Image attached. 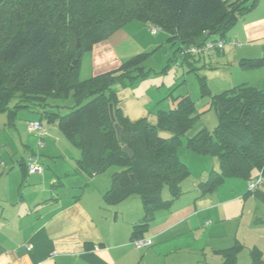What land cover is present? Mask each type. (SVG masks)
<instances>
[{
	"label": "trees",
	"instance_id": "obj_1",
	"mask_svg": "<svg viewBox=\"0 0 264 264\" xmlns=\"http://www.w3.org/2000/svg\"><path fill=\"white\" fill-rule=\"evenodd\" d=\"M257 2L0 0V114L8 112L11 120L15 118L16 110L10 104L16 102V109L30 110L41 116V122L46 119L56 124L80 148L78 170L88 178L117 167L104 202L117 205L132 196L140 198L144 216L134 226L135 236L139 228H147L160 211L171 207L183 194L182 183L191 174L179 151L184 137L190 151L212 155L219 162L220 171L213 170L200 183L204 194L227 179L249 182L264 177V89L244 84L214 96L204 78L203 92L211 96L219 123L213 132L203 127L188 136L200 116L189 95L178 96L171 110L160 111L156 125L146 119L132 122L122 114L117 86L146 75L141 66L143 55L82 81L78 76L81 59L72 67L77 53L83 55L137 20L165 30L169 40L178 45L176 51L184 64H191L194 55L186 53L189 49L197 48L202 53L214 36L218 38L213 41H224L227 32ZM245 65L254 67L259 62ZM69 99L72 104L66 106L65 114L54 110L63 106L51 100ZM111 104L116 123L123 128L120 140L110 115ZM125 146L133 151V158L123 151ZM165 189L169 190V199L163 197ZM242 249L238 245L221 251L224 264H235ZM250 252L251 264H264L260 249L254 247Z\"/></svg>",
	"mask_w": 264,
	"mask_h": 264
},
{
	"label": "crops",
	"instance_id": "obj_2",
	"mask_svg": "<svg viewBox=\"0 0 264 264\" xmlns=\"http://www.w3.org/2000/svg\"><path fill=\"white\" fill-rule=\"evenodd\" d=\"M124 28L98 42L87 52L92 58V72L82 77L84 70L81 63L78 73L80 80L113 71L116 64L132 58L129 52H117L132 39ZM217 38L211 37L209 41ZM224 39L226 44L218 52L217 60L227 70L222 78L225 91L244 84L264 89V0H258L252 10L240 17ZM191 62L193 64H186L191 69H197L199 61ZM253 62H259V65H245ZM119 92L120 87L117 86ZM122 114L126 116L123 111ZM40 118L39 115L35 121ZM56 128L60 131L57 125ZM26 147L30 145L26 144ZM32 153L14 160L15 164L11 165L8 173L0 170V264H159L160 261L171 264L172 257L180 252L204 253L208 250L210 232L216 234L217 238L222 235L218 229H214L215 226L212 230L208 227L211 225L210 218L219 221L220 216L225 215L223 210L218 212L225 202H208V197L219 195L223 186L219 185V188L207 194L200 187V183L207 180L210 169L206 155L197 154L196 159L202 163L200 171L192 172L188 166L191 175H198L196 181L191 180L190 186L185 185L184 181L181 197L171 207L160 211L147 228H139L133 236L134 226L144 216L138 196L117 205H107L104 195L110 185L106 184L102 191L91 190L90 186L97 176L88 178L78 170L81 150L80 157L75 164H71L73 169L64 171L54 161L56 155H51L55 153L54 150L44 153L53 158L52 165H48L52 174H46V168L43 174L25 173V163ZM183 160L187 163V159ZM1 161L0 158V165ZM43 161L42 158L41 163L45 165ZM213 170L220 171L216 158H213ZM71 175L78 178L72 180L68 190L66 180ZM165 198L169 199L170 196ZM136 237L151 238L153 244L136 248L133 246ZM238 245L245 249L244 245L235 243L224 249L218 247L215 252L222 256L221 251ZM222 259L224 261L223 256Z\"/></svg>",
	"mask_w": 264,
	"mask_h": 264
},
{
	"label": "rangeland",
	"instance_id": "obj_3",
	"mask_svg": "<svg viewBox=\"0 0 264 264\" xmlns=\"http://www.w3.org/2000/svg\"><path fill=\"white\" fill-rule=\"evenodd\" d=\"M124 27V30L132 39L117 49V52L118 54L129 52L132 55L131 57L143 55L144 61L141 66L144 68L146 75L134 83L119 86L118 97L121 101L120 105L123 113L132 122L146 119L148 123L156 125L160 111L171 110L175 105V98L189 95L195 103L200 116L188 136L193 135L203 127H206L209 132H213L219 123V119L216 109L212 105L211 96L203 92L202 80L205 78L207 89L211 95H220L225 91V82L222 81V78L227 74V70H225L226 67L220 66L217 60L218 52L220 51L211 50L194 54L190 58L191 61L199 62L197 63V69L191 71V67L186 63L184 64L180 53L176 51L178 45H174L169 40V35L165 30L161 29L157 35H152L150 26H145L143 22L137 20L129 22ZM87 52L85 51L81 58L84 70L82 77L92 72V58ZM124 62L119 65L116 64L117 66L113 69L121 67ZM212 62H217V64L211 65ZM51 102L63 106L54 108L61 114H65L68 111L66 106L72 104L71 99L66 101L51 100ZM15 103L10 104L11 109L16 110L15 118L11 120L8 112L0 114V158L2 160L0 170L8 173L11 165L15 164L14 160L20 159L21 156L28 152H33L32 155L40 163L41 159H44L43 163L45 165L42 163L41 165L44 169L46 168V174H52V170L48 165H52L53 158L44 153L53 150L55 153L51 155H56L54 161L58 163L59 169L62 171L73 169L71 164H75V160L80 157L79 148L73 145L56 128V124L47 123L46 119L42 120L43 126L47 130V134L44 137L46 147L43 149L39 148V135L31 133L28 128V122L35 121L39 118V115L27 109H16ZM164 136L166 137L168 134L164 133ZM26 144L30 145V147L27 148ZM179 151L183 159H187V164L192 172L202 169V163L199 159H196L198 158L197 154L187 148L186 137L183 138V144ZM206 156H208L207 165H210L208 170L209 178L212 172L213 158L215 157L212 155ZM117 170V167H112L108 171L97 175L90 186L91 190L102 191L105 189L106 184L111 186L112 173ZM197 177L198 175L190 174L185 179L184 184L190 186L191 180L196 181ZM77 178V175H71L70 179L66 180V188L68 190L71 187L72 180H77ZM220 186H223L222 191H220L219 195L208 197V202L210 204L213 201L220 204L225 202L223 207L218 209V212L223 210L225 215L220 216L219 221L210 218L211 225L208 227L212 230L211 228L215 226L214 229H218L220 235L222 233L221 237L217 238L216 234L210 232L208 250L204 253L201 251L198 253L192 251L187 253L180 252V254L172 257L171 264H224L222 256L215 252L216 249L218 247L220 249L228 248L235 243L245 246L235 264H251L252 256L250 250L255 246L262 251L264 258V188L248 192V182L238 178L227 179ZM220 186H217L216 189ZM166 196H170L168 189L163 192L164 199H166ZM212 235L215 236L212 237ZM159 264L164 263L160 261Z\"/></svg>",
	"mask_w": 264,
	"mask_h": 264
},
{
	"label": "built area",
	"instance_id": "obj_4",
	"mask_svg": "<svg viewBox=\"0 0 264 264\" xmlns=\"http://www.w3.org/2000/svg\"><path fill=\"white\" fill-rule=\"evenodd\" d=\"M161 29L150 26V33L152 35H157ZM226 42L225 41H208L207 44L204 46L203 52L205 51H211V50H216V51H221L224 49ZM230 44L232 45H238L237 42H231ZM186 53L190 55L198 54L200 51L197 48H191L189 49ZM28 128L31 133H37L39 135V143L38 146L39 148L43 149L45 148V140L44 137L47 134L46 128L43 126V123L39 121H29L28 122ZM26 169L27 173L30 175H35V174H43L44 172V167L41 165L39 160L34 156H30L27 161H26ZM249 185V191H255L260 188H263L264 186V177L259 176L251 181L248 182ZM133 244L136 248H144L151 246L153 244V240L151 238H143V239H135L133 240Z\"/></svg>",
	"mask_w": 264,
	"mask_h": 264
},
{
	"label": "water",
	"instance_id": "obj_5",
	"mask_svg": "<svg viewBox=\"0 0 264 264\" xmlns=\"http://www.w3.org/2000/svg\"><path fill=\"white\" fill-rule=\"evenodd\" d=\"M192 43L193 42H190V44H192ZM80 46H81L80 45V42H78V48H80ZM81 57H82V53H81V51H79L77 53L76 58L74 59V61L72 63V67H74V66H76L78 64V62L81 59ZM71 69H73V68H71ZM110 115H111L112 121L115 124V129H116V132H117L118 139L120 140L121 139V135H122L123 128L121 127L120 124L116 123V117H115V113H114V106H113V104L110 105ZM123 151L126 154H128L130 157H132V158L134 157V153H133V151L129 147L125 146L123 148ZM131 178H132L133 181H135L133 175H131Z\"/></svg>",
	"mask_w": 264,
	"mask_h": 264
}]
</instances>
